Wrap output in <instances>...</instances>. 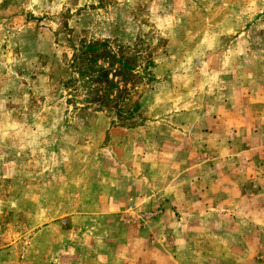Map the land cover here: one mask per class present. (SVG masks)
Here are the masks:
<instances>
[{"label": "rangeland", "instance_id": "obj_1", "mask_svg": "<svg viewBox=\"0 0 264 264\" xmlns=\"http://www.w3.org/2000/svg\"><path fill=\"white\" fill-rule=\"evenodd\" d=\"M262 2L0 0L1 234L61 218L75 239L73 224L99 223L86 218L102 206L123 211L111 222L131 237L155 234L161 264H264V201L240 200L233 176L217 184L157 155L184 131H204L193 113L224 91L226 49L264 50ZM93 43L126 67L127 83L118 63H87ZM99 76L118 85L107 99L92 87Z\"/></svg>", "mask_w": 264, "mask_h": 264}, {"label": "crops", "instance_id": "obj_2", "mask_svg": "<svg viewBox=\"0 0 264 264\" xmlns=\"http://www.w3.org/2000/svg\"><path fill=\"white\" fill-rule=\"evenodd\" d=\"M235 34L237 40L243 35ZM226 50L232 59L225 67H218L225 72L226 79L220 85L224 91L218 100L211 99V95L207 100L203 98L204 110L193 113L194 120L201 123L199 129L202 127L204 131H184L177 135L180 140L170 141L171 150L160 147L157 155L169 158L168 168L176 165L192 176L196 170H203L206 178L217 184L233 176L240 200L264 201V192L250 189L249 196L243 193L242 187L245 183L264 184V50L243 51L237 46ZM247 72L251 74L249 79ZM195 125L198 123H191V127ZM114 132L120 134V131ZM163 135L165 131H153L152 137L160 144V140H167ZM147 137L152 138L150 133ZM140 141L146 143L145 139ZM101 207L93 206L92 215L86 214V219L92 221L97 215L99 223L73 224V232H79L75 239H69V230L59 221L61 218L27 229L18 237L12 234L6 237L0 232V264H161L162 243L155 234L150 242L146 241L145 230L143 238L138 237L139 232L131 237L130 231L134 230L129 225L111 222L123 211ZM88 230H92L91 236L82 237ZM168 264L182 262L171 258Z\"/></svg>", "mask_w": 264, "mask_h": 264}, {"label": "trees", "instance_id": "obj_3", "mask_svg": "<svg viewBox=\"0 0 264 264\" xmlns=\"http://www.w3.org/2000/svg\"><path fill=\"white\" fill-rule=\"evenodd\" d=\"M103 47H105V44L104 43H93V44H89V46L86 48V50H90L92 52V55H90L91 57L88 59L87 63L90 64V65H93L97 62V60L99 58H103L105 57L107 59V61L109 62V64L111 66H114L116 63H118V65H120V69L121 70H124L123 71V79L121 80V83H127L128 82V79L125 75V72L126 71V67L120 63V61H117V59L113 56V55H106V56H103L102 55H95L94 53L99 51L100 49L102 50ZM131 70V69H129ZM93 73V71H91ZM131 72V71H130ZM84 74V73H83ZM91 75V74H90ZM90 75L87 76L85 74V77L90 80ZM121 76V75H120ZM92 81V87L94 88V91H102V99H107V97L111 94H113L115 92V90L118 89V85L114 84L113 82L114 81H111L108 79V77H104L103 76H99L97 80ZM97 84V85H96ZM96 86V88H95ZM103 101L102 104H99L100 108L105 106L107 107L108 106V103L105 102V100H101ZM90 104H92L91 102H89ZM94 103V102H93ZM89 109V108H88ZM94 112H97L96 110Z\"/></svg>", "mask_w": 264, "mask_h": 264}]
</instances>
